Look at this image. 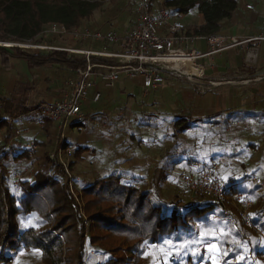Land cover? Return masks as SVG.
Here are the masks:
<instances>
[{
	"label": "trees",
	"instance_id": "1",
	"mask_svg": "<svg viewBox=\"0 0 264 264\" xmlns=\"http://www.w3.org/2000/svg\"><path fill=\"white\" fill-rule=\"evenodd\" d=\"M238 5V0H165L164 4L180 14H188L198 7L206 17V24L189 29L188 34L205 38H217L227 22L236 17ZM100 7L99 0H0V42L54 43L45 36L51 25L81 29L84 21ZM0 58L1 70L6 72L12 71V58L25 60L38 71L49 66L74 71L79 66L67 53L35 54L19 47H0ZM100 62L115 64L106 60ZM190 100L186 106L175 101L174 124L170 134L165 136L166 155L153 164L147 179L142 181L148 182L142 184L143 188L135 185L120 169L108 170L110 175L93 184L82 183L81 186L79 183L86 200V206L82 207L85 216L68 190L63 168L50 159L55 131L50 132L44 142H38L41 151L33 179L25 181L19 191L12 189L14 171L28 166L29 157L14 151L10 140L15 135V127L6 119L2 125L8 128L6 141L11 143V152L0 156V264H12L21 251L38 253L42 264H144L145 246L168 243L187 251L183 261L171 259L168 264H202L207 257L198 226L207 231L218 216L227 226L221 241L224 263L245 264L237 260L239 254H245L249 264H264V242L235 213L236 227H233L221 207L212 200H200L197 204L172 203L164 194V183L182 163L181 155L187 152L182 150L180 134L191 130L204 112L193 107ZM28 111L27 98L0 101V118ZM248 113L247 109L221 115L210 126L222 133L228 128L236 129L237 122L242 124L249 119ZM255 113L256 121L264 125V109ZM88 150V147H78L75 162H80L82 154ZM261 157L263 164L258 165L255 174L264 180V145ZM191 164L187 163V169L191 170L186 171L188 173L200 172L215 163L194 170ZM255 176L224 181L233 193L251 195L254 199L252 224L264 230V195L251 194L239 183Z\"/></svg>",
	"mask_w": 264,
	"mask_h": 264
},
{
	"label": "rangeland",
	"instance_id": "2",
	"mask_svg": "<svg viewBox=\"0 0 264 264\" xmlns=\"http://www.w3.org/2000/svg\"><path fill=\"white\" fill-rule=\"evenodd\" d=\"M99 1L101 3L100 9H98L92 17L84 21L83 26H88L90 30L96 31L100 29L101 26L109 24V26H111L114 31H118L121 35H125L129 29L135 26V21L137 18L136 14L133 8L127 3L122 0ZM172 11L174 14V10ZM189 22L186 19L184 20V23L186 24H189ZM188 29H192L191 26H188ZM45 36L47 37L46 39L50 41H60L61 45L71 47V45L67 46V43L70 42L69 40H59L56 37L54 38L53 36L48 35V33ZM261 42L263 41L252 42L251 44L247 45L250 47L244 54L245 59L248 61V67L250 70H245V72L249 73L250 75L258 74L257 76L261 78L259 83H261V85L264 87V52H262L257 45ZM12 44L13 43H11V45ZM83 44V46H86L90 49H95L98 47L97 44L93 43L91 45H85L89 44L87 42ZM26 50H28L30 53H40V51L37 50ZM205 50H207V48L203 44L199 45L198 52ZM11 63L12 71H2L0 58V101L2 99L15 100L23 98H27V101H29V98L31 97H36L37 99L42 98L46 86H51L52 84L54 85L58 77V79H60V77L62 78V76H60V71L56 72V69L51 68V70L50 68H46L38 71L32 69L25 60L19 58H12ZM165 77V83L162 88L160 90L158 89L157 91H152V93L156 92V95L153 94L152 98L154 99V97H157V100L151 105L152 108L148 110L149 113L153 114L161 111V117H157L155 121L149 117L148 121H146V125L143 127L145 135L138 136L137 134L133 135L132 133L133 131L136 132L135 128H132L131 126V120L133 117H138L140 119L141 117H144V111L140 110L141 107L136 106L132 112L124 109L116 113L117 116H119L118 119H112L113 121L120 122V127H118L116 124L114 127H118L117 131L119 130L118 132H122L123 134L119 135L117 133L118 136L115 134L113 135V138L111 136L112 132L115 130L114 128H111V131H109L110 134L104 132L105 135L108 136L107 141L109 143H111L110 137L114 139V144L116 143L117 139L124 141V143L121 145V149L119 150L120 157H108L109 155L106 154V157H86L80 162H75V159H73L75 166L74 174L81 178V186L82 183L93 184L98 179L107 177L111 174L110 171L107 170H111L112 168L124 171V174H126L128 178L132 179L133 183L138 187H142L143 183L147 184L148 182L142 183V181L147 179L151 167L158 159H160V157H125L127 156L128 152L125 153V151L122 149V146H129L132 150V145L129 144L130 139L139 141V143H142L143 141L146 142L147 140V142L154 141V145L158 143L160 145H167V142H165V136L170 134L174 124L175 112L173 111L176 106L175 101L179 100L183 103V105L186 106L188 105L190 99V101H193V107L203 109L204 112L201 116V119L196 120L193 123L194 125L191 130L180 134L181 145L183 147L182 150L187 151L186 153H188L189 150L190 152L189 154L184 153L181 155L182 163L175 167L174 173L170 175L166 183H164L163 191L167 200L172 203H177L178 201L181 203H188L189 201L193 202L190 196L181 188L179 183V173L181 171H191L187 169L188 162H192V170L205 165H210L212 163H217L221 167L222 175L226 174V177H229H225L226 179H230L234 176H258L255 174L257 167L258 165L263 164L261 163V149L264 145V125L259 124L256 121L258 116L255 112L259 113L261 109H264V90L260 92H254L256 94H246L244 98L242 97L243 99H241V106L243 110H249V113L247 114L249 119H247L245 123L242 124H240L241 121L237 122L235 125L237 127L236 129L228 128L222 133L214 130V126H210L212 121L217 120L221 115L228 114V111L223 110L221 103L222 98L219 97L220 93L222 92L221 89L218 88L219 86H197L189 82L186 77L181 76L179 73L174 76L166 75ZM122 78L123 77H121V79ZM50 79L53 81H49ZM57 83L61 84V82ZM248 83L245 85L250 86L251 82ZM115 89H117V87ZM115 89H113V91H115ZM136 91L137 92L135 96L138 100H140L142 98L144 89L142 88L139 91L136 89ZM191 93H195L196 95H192ZM162 105H164L165 111L162 110ZM87 106V109L91 111H94L100 107L99 105L90 106V104ZM102 106L103 105H101V107ZM214 106L216 109H212ZM102 108H104V106ZM22 123L26 124L28 121L25 119L22 121ZM82 123H73L72 126H69L66 131L67 137H69L70 132H72L71 127L78 126L79 124L81 125ZM136 123L141 124L142 121L138 120ZM169 123H171L170 126ZM76 128L77 127H75L76 131H73L72 133L73 137L72 141L70 142L75 146V138L79 134L78 129ZM150 130H153V132ZM30 131L32 132L34 130L31 129ZM131 135L133 136L131 137ZM90 136H92V134ZM40 137H45L46 140V136L42 135ZM53 144L55 147L56 132ZM129 147L127 150L130 149ZM40 151L41 147H39L37 156L39 155ZM231 154H234L237 157H222L224 155ZM35 160H37V157ZM242 161L245 162L242 163ZM250 180L251 179L245 182L244 190L251 194H263L261 189L253 185ZM80 200L82 207L84 208L86 206V200L84 196H82V199ZM216 219V222H214V224L207 231L198 226L199 235L202 239L201 242H205L203 249L205 250V255L207 257L205 262L202 264H225L223 261L224 251L222 249L221 241L227 232V226L226 221L221 217L218 216ZM144 249V264H168L170 263L171 259H174L175 261H183L187 253L186 250L175 243H168L167 245L163 244L158 247L148 245L145 246ZM86 250L88 251V248ZM196 253L197 250L194 251V254ZM237 260L245 264L250 263V260L247 259L245 254H239L237 256ZM12 264L42 263L38 253L21 251L14 258Z\"/></svg>",
	"mask_w": 264,
	"mask_h": 264
},
{
	"label": "built area",
	"instance_id": "3",
	"mask_svg": "<svg viewBox=\"0 0 264 264\" xmlns=\"http://www.w3.org/2000/svg\"><path fill=\"white\" fill-rule=\"evenodd\" d=\"M122 1L133 8L137 17L135 26L123 36L114 30L107 32L92 31L88 26L68 30L63 25L53 24L46 31V34L48 33V35L59 40H69L68 43H100L102 45L100 49L66 47L61 45L60 41L48 44H21L26 46L0 45V47H19L40 52H63L79 64L74 70L75 77L66 84L61 100L41 104L31 108L25 114L10 117L5 115L0 118V156L11 152V143L9 144L5 138L8 128L4 127L2 123L9 119V123L16 127L13 139L18 140L31 132L30 129L21 126L22 120L28 116H38L46 129H55L56 144L53 151L50 152V159L63 168L68 179V190L82 209L83 216L85 214L80 200L82 199V190L79 187L81 178L74 174L75 151L68 144L66 131L73 123L84 121L83 105L90 99L91 92L98 85L103 84L106 88L113 89L122 76L131 80L140 78L145 94H148L157 91L165 83L166 75L174 76L179 73L191 83H193L192 79L207 81L205 68L199 63L201 60L232 47L264 41L263 18V33L259 37L246 40L206 37L204 39L214 46L209 53L203 54L198 52L195 47V41L198 37L188 34L186 25L171 12V9L163 7L156 13L152 9L154 0ZM247 9L253 10L254 8L247 6ZM116 45L120 46V51L115 52L109 49V47ZM172 57L192 60L200 70V76H189L174 69V65L166 61L167 58ZM105 60H111L115 64L111 66L100 62ZM210 85L213 86L214 84L208 82V86ZM100 98L101 94L96 93L92 101L97 103ZM39 147V143L32 140L15 148L14 151L27 154L29 165L14 171L12 176V189L14 191H19L25 181L33 179L37 170L35 158ZM220 170V165L215 163L197 173L181 171L179 173L180 186L190 196L194 204L200 200H212L218 204L233 227H236L233 218L235 213L247 227L253 228L255 234L264 242V230L253 226L251 221V213L254 207L253 198L247 194L233 193L232 188L224 181ZM250 182L260 188L264 195V180L254 177Z\"/></svg>",
	"mask_w": 264,
	"mask_h": 264
},
{
	"label": "crops",
	"instance_id": "4",
	"mask_svg": "<svg viewBox=\"0 0 264 264\" xmlns=\"http://www.w3.org/2000/svg\"><path fill=\"white\" fill-rule=\"evenodd\" d=\"M238 1H239V5H238V11L236 13V17L233 20L227 22L225 27L218 34L217 38H226L228 40L231 38H235L239 40H246V39H250L251 37H259L263 33L262 21L264 18V0H238ZM164 4H165V0L164 1L154 0L152 2V9L157 13L161 8L165 7L162 6ZM247 6H252L254 9L248 10ZM171 12L173 11L171 10ZM174 14L183 23L185 19L188 22L190 21L189 24L184 23L187 27V30H189L188 26H191V28L194 29L206 24V17L205 15L199 12L198 7L190 10L188 14H180L175 12ZM98 30L102 32H107L108 30H113V29L111 26H109V24H106L100 27V29ZM117 33L119 32L117 31ZM119 35L123 36L120 33ZM197 37L198 39L195 41L196 49L198 50L199 45L203 44L207 48V50L202 52L200 51V53L203 54L209 53L214 45L209 43L206 39H204L205 37H199V36ZM83 43L85 42L82 43L71 42L69 44L67 43V46L71 45V47L74 48L90 49L86 46H83L84 45ZM91 44L92 43L85 45H91ZM93 44L98 45V47L95 49H100L102 47L100 43H93ZM247 45L249 44H245L240 47H232L223 52L212 54L199 62L200 65L204 66L205 68V75L207 81L212 82L214 84L213 86H217V87L219 86L218 88L221 89L222 93H220L219 97L222 98L221 103L223 106V110L228 111V113L235 111H243L241 106V99H243L246 94L248 95L256 94L254 92H260L264 90V87L261 85V83H259L261 81V78L257 76L258 74L250 75L249 73L245 72V70L246 71L250 70L248 67L249 66L248 61L245 59V54H244L246 53L247 49L250 47ZM257 45L259 46L260 50L264 52V41ZM109 49L115 52L121 50L119 45H116L114 47H109ZM47 68L56 69L57 70L56 72L60 71L61 74L60 76L65 78L62 79L60 77V79H58L59 77L58 78L55 77L57 78V81L55 82L54 85L53 84L51 85L52 87L48 85L46 86L42 98L39 99H37L36 97L29 98V101H27V107L29 110L31 108L38 107L44 103L56 102L61 100L63 96V91L66 89V84L68 83V81L72 80L75 77V72L71 69L66 70L65 68L60 69L58 67H50V66ZM66 76L68 77V79H66ZM122 77L123 78L116 85L117 89H115L116 87L113 88L115 89V91H113V89L106 88L103 84L98 85V87L93 92H91L90 99L83 105L82 111L85 116L83 123L81 125L79 124L78 126L71 127L72 132H70V136L68 137L69 146L73 148L74 151L78 147L89 148L87 152L82 154L81 156L82 159H85L86 157H106V154L109 155V156L107 155L108 157H120L119 150L121 149V145L124 143V141L117 139L116 143L114 144L113 141L114 139L111 138L115 134L117 136L118 134L119 135L123 134L122 132L121 133L118 132L119 130L117 131L118 127H120L121 125L120 122L112 120L114 118L118 119L119 116H117L116 113H118L119 111L126 109L127 111L132 112V110L136 106L141 107L140 110L144 111L143 114L144 117H141V119L138 117H133V119L131 120L132 123L131 126L136 130V132L133 131L132 133L133 135L137 134L138 136L145 135L143 127L146 125V121H148L149 117H151L154 121L157 117H161L160 114L161 111H158L157 113L154 114L149 113L148 111L152 108L151 105L157 100V97H154V99L152 98V95L153 94L156 95V92L153 93L150 92L148 94H145L144 91L142 93V98L138 100L135 94L137 92L136 89H138L139 91L140 89L143 88L142 80L140 78L131 80L125 76ZM49 81H53V80L50 79ZM57 82H61V84H58ZM248 82H251L250 86L245 85ZM162 86L159 88V90L162 88ZM96 93L101 94V98L97 103L92 101ZM89 104L90 106L99 105L100 107L94 111H91L87 109L88 108L87 105ZM101 105H103L104 108H102L103 106L101 107ZM161 108L162 110H164L165 109L164 105H162ZM212 109H216V107L214 106L212 107ZM25 119L28 121V123L25 124L21 122V126L24 127L25 129H30V130L32 129L35 132L32 131L18 140H14L13 137L10 140V142L14 143V145L13 144L12 145L15 146V148L24 145L32 140L37 142H44L45 137L41 138L40 136L44 135L46 136L47 139L48 134L52 131H55V129H50V130L46 129L41 119L38 116H33V117L28 116ZM138 120H141L142 123L141 124L136 123V121ZM115 124L118 127L116 126L114 127ZM43 127L45 130L43 129ZM75 127H77L76 129H78V133H79L78 136L75 138L76 146L70 143L73 137L72 133L73 131H76ZM111 128H114L115 130L114 132H112V136L110 137L111 143H109L107 141L108 136L105 135L104 132L109 133V131H111ZM150 131L153 132V130ZM7 133L8 131L5 134V138ZM91 134L92 136H90ZM133 135H131V137ZM129 141H130L129 144L132 145V150L129 146H128L130 148L129 150H127L128 148L127 146H122V149L125 151V153L128 152L127 156L125 157H165L166 155L167 149L165 144L160 145L158 143L154 145L153 144L154 141L147 142V140L146 142L143 141L142 143H139V141H135L134 139H130ZM222 157H237V156L231 154V155H224ZM243 162L245 161H242V163ZM113 169L116 168H112L111 170ZM222 176L225 181L228 180L226 178H229L226 177V174H223ZM242 177L234 176L231 178L241 179ZM239 183L242 186H244L245 184V182H243L242 180H240Z\"/></svg>",
	"mask_w": 264,
	"mask_h": 264
},
{
	"label": "bare ground",
	"instance_id": "5",
	"mask_svg": "<svg viewBox=\"0 0 264 264\" xmlns=\"http://www.w3.org/2000/svg\"><path fill=\"white\" fill-rule=\"evenodd\" d=\"M0 45L4 46H14L13 44L8 43H0ZM16 46H26L17 44ZM31 47V46H29ZM166 61L174 65V69L183 72L189 76H200V70L194 65L193 61L186 58H167Z\"/></svg>",
	"mask_w": 264,
	"mask_h": 264
},
{
	"label": "water",
	"instance_id": "6",
	"mask_svg": "<svg viewBox=\"0 0 264 264\" xmlns=\"http://www.w3.org/2000/svg\"><path fill=\"white\" fill-rule=\"evenodd\" d=\"M192 82L195 83V84H199V85H208L207 81H201V80L192 79Z\"/></svg>",
	"mask_w": 264,
	"mask_h": 264
}]
</instances>
